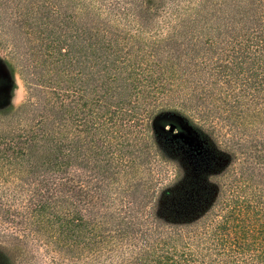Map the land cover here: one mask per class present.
I'll list each match as a JSON object with an SVG mask.
<instances>
[{
  "label": "trees",
  "instance_id": "1",
  "mask_svg": "<svg viewBox=\"0 0 264 264\" xmlns=\"http://www.w3.org/2000/svg\"><path fill=\"white\" fill-rule=\"evenodd\" d=\"M0 48L30 93L0 114V218L19 227L0 264L39 239L90 264H264V162L229 170L193 121L264 118V0H0ZM165 112L198 148L149 136ZM159 154L179 178L148 207ZM120 175L119 203L97 189Z\"/></svg>",
  "mask_w": 264,
  "mask_h": 264
},
{
  "label": "rangeland",
  "instance_id": "2",
  "mask_svg": "<svg viewBox=\"0 0 264 264\" xmlns=\"http://www.w3.org/2000/svg\"><path fill=\"white\" fill-rule=\"evenodd\" d=\"M157 21L160 22L161 18ZM29 98L30 93L28 92L27 83L20 68L0 48V114L17 113L20 111V108L28 103ZM193 121L203 125L205 132L213 138L221 150H224L225 154H228L225 163L228 165V168L233 165L229 170L238 167L239 163L244 159H249L254 166L262 167L260 165L264 162V118L255 119L253 125L245 123L242 129H235L234 131L226 125H221V121L217 124L210 121L203 124V120L196 118H193ZM191 125L192 123L182 115L171 112L158 113L151 119L150 128L152 130L148 133L150 134L149 136H152L151 133L156 132L162 137L180 140L191 148H198L200 141L192 127L193 125ZM237 126L239 127V125ZM171 127L174 129L171 130ZM258 150L259 154L263 155L261 160L255 159ZM157 158L163 168V175L155 176L158 177V182L156 180V184L152 187L148 196L145 197V203L148 201V207L152 206V203L156 200L163 187L173 184L179 178V173L177 174V163L172 159L163 158L161 154ZM257 170L259 171V174L256 173L257 177L264 179V167L261 169L258 168ZM225 178L226 176L223 173L215 177L212 176L211 180L218 181L219 179L224 180ZM130 181L131 178L127 175H120L115 179V182L110 180L108 186L104 183L103 189L97 190L101 191V193L110 199L115 198L120 203L121 195L129 187ZM14 228L18 230L19 227H14L11 223L3 221L0 218V233H10ZM20 234L21 232L18 233V235ZM37 240L38 238H36ZM40 241L41 239L37 241L40 245L31 246L29 244V246H25L20 240V247L26 250L22 253L23 256L11 258L8 264H90V252L88 251H83V253L80 251L75 254L78 255L77 258H75L76 256L74 258L71 256L67 259L65 258L66 255L58 247L45 243V240ZM5 244L10 245L8 242ZM91 264H96V262L92 261Z\"/></svg>",
  "mask_w": 264,
  "mask_h": 264
},
{
  "label": "water",
  "instance_id": "3",
  "mask_svg": "<svg viewBox=\"0 0 264 264\" xmlns=\"http://www.w3.org/2000/svg\"><path fill=\"white\" fill-rule=\"evenodd\" d=\"M174 128L173 127H171V130H173Z\"/></svg>",
  "mask_w": 264,
  "mask_h": 264
}]
</instances>
